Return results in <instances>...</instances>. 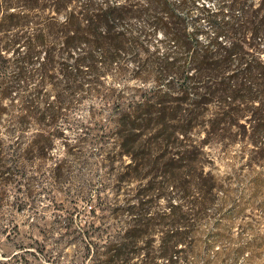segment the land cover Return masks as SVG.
Listing matches in <instances>:
<instances>
[{"label": "rangeland", "instance_id": "1", "mask_svg": "<svg viewBox=\"0 0 264 264\" xmlns=\"http://www.w3.org/2000/svg\"><path fill=\"white\" fill-rule=\"evenodd\" d=\"M3 1L0 26L36 25L52 12L50 2ZM118 80L113 71L96 90L113 87L127 102L149 89ZM9 104L0 101V264H264V138L261 148L204 144L213 105L188 108L202 120L178 115L128 136L112 104L88 99L60 124L64 136L38 139L50 152L26 156L43 126L19 125ZM22 167L34 177L29 191Z\"/></svg>", "mask_w": 264, "mask_h": 264}, {"label": "trees", "instance_id": "2", "mask_svg": "<svg viewBox=\"0 0 264 264\" xmlns=\"http://www.w3.org/2000/svg\"><path fill=\"white\" fill-rule=\"evenodd\" d=\"M37 1L52 8L43 22L0 26V101L9 99L7 115L19 125L43 126L24 155L50 152L38 139L64 136L60 124L97 98L112 104L128 136L178 115L202 120L204 113L190 117L188 108L213 105L204 144L263 146L264 0L255 8L249 0H214L215 9L198 0ZM5 6L0 0V10ZM113 71L123 84L149 85L148 91L127 102L113 87L100 93ZM22 169L29 191L34 177ZM179 236L166 235V253Z\"/></svg>", "mask_w": 264, "mask_h": 264}]
</instances>
